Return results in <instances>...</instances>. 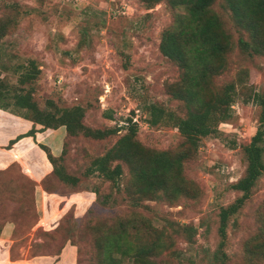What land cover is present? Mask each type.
Wrapping results in <instances>:
<instances>
[{
	"label": "rangeland",
	"instance_id": "rangeland-1",
	"mask_svg": "<svg viewBox=\"0 0 264 264\" xmlns=\"http://www.w3.org/2000/svg\"><path fill=\"white\" fill-rule=\"evenodd\" d=\"M209 11L225 50L222 64L212 66L207 76L206 98L227 83L235 91L229 117L192 147L176 127L192 108L176 95L183 93V69L159 50L162 32L185 13L183 5L171 0H0V79L7 94L0 106L11 103L9 93L31 87L40 108L82 106L83 123L91 128L119 126L129 116L137 125V154L112 161L121 165L114 181L86 171L125 128L103 139L66 136L58 165L78 182L66 184L53 175L45 186L73 191L82 203L76 217L69 211L55 232L37 230L33 237L42 241L29 254L58 251L70 240L77 248L74 264H264V174L228 218L225 237L218 233L220 207L240 195L231 184L245 170L243 146L264 129L257 99L264 94V23L253 39L261 50L250 54L236 45L238 38L249 39L248 23L237 22L228 0H214ZM31 60L39 74L21 84ZM150 105L163 110L155 124L149 123ZM0 109L23 114L11 104ZM158 151L179 157L177 175L161 187L141 183L138 167Z\"/></svg>",
	"mask_w": 264,
	"mask_h": 264
},
{
	"label": "trees",
	"instance_id": "trees-1",
	"mask_svg": "<svg viewBox=\"0 0 264 264\" xmlns=\"http://www.w3.org/2000/svg\"><path fill=\"white\" fill-rule=\"evenodd\" d=\"M171 1L174 4L183 5L185 13L177 16L172 25L162 32L159 50L165 57L178 62L183 69L182 79L185 82L183 93L176 95L186 99L192 108L188 109L186 115L178 120L176 127L184 141L196 147L200 137L215 132L217 124L229 117V108L235 88L232 83H227L213 97L206 98L210 90L207 88V76L212 66L217 63L222 64V54L225 50V42L223 43L217 19L209 11L210 4L214 0ZM228 3L237 22L247 21L248 23L249 39L238 38L237 48L250 54L259 53L261 48L254 43L253 39L261 34V25L264 23V0H228ZM30 64L31 67L22 72L19 77L21 84L33 81L39 74V68L33 60ZM3 88L4 84L0 79V99H4L7 95L4 94ZM32 93L31 87H21L12 94L9 93L11 103L3 102L0 108H7L11 104L23 110V117L35 125H40L41 129H55L64 126L65 138L67 135L82 134L93 139H103L125 128L124 133L103 155L91 161L86 172L97 171L107 179L114 181L115 177L121 173V165L118 162L111 165L112 161L123 158L129 160L137 154L138 144L134 140L137 125L131 116L126 118L125 124L119 126L91 128L83 123L84 108L82 106H53V110L43 109L33 99ZM257 99L264 112V94L258 95ZM147 112L150 115L149 123L155 124L163 110L150 105ZM33 132L34 130L31 129L28 134L31 135ZM263 135L264 129H258L251 141L243 146L245 170L243 175L231 184V188L240 192V195L233 202L221 206L218 212V233L221 238L225 237L228 218L240 209L248 198L256 179L264 174ZM39 146L44 149L52 166L51 174L47 177L54 175L63 183L76 185L78 178L68 174L63 166L58 165L62 159L63 150L60 155L53 156L46 146L42 144ZM180 166L179 157H173L165 151L154 152L138 167L137 179L145 184L153 181L156 187H161L167 179L177 175Z\"/></svg>",
	"mask_w": 264,
	"mask_h": 264
},
{
	"label": "crops",
	"instance_id": "crops-1",
	"mask_svg": "<svg viewBox=\"0 0 264 264\" xmlns=\"http://www.w3.org/2000/svg\"><path fill=\"white\" fill-rule=\"evenodd\" d=\"M65 135L64 126L41 129L23 115L0 109V176L4 177L0 179V264L76 262L77 248L70 240L58 251L29 254L42 241L33 237L37 230L55 232L69 211L76 217L78 202L82 203L73 191L63 193L45 186L52 166L39 145L58 156Z\"/></svg>",
	"mask_w": 264,
	"mask_h": 264
}]
</instances>
